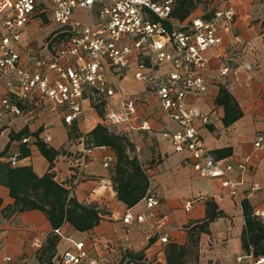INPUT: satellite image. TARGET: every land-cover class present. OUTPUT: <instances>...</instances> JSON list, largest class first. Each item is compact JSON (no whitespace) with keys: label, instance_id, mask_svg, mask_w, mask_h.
<instances>
[{"label":"crops","instance_id":"crops-1","mask_svg":"<svg viewBox=\"0 0 264 264\" xmlns=\"http://www.w3.org/2000/svg\"><path fill=\"white\" fill-rule=\"evenodd\" d=\"M224 5H232L236 14L232 22L220 24L221 42L207 51V91L190 92L186 101L188 108L201 114L195 117V126L203 145L216 158L247 160L245 172H232L235 179L242 180L240 195L231 196L221 177L200 175L188 154L174 149L171 136L177 126L161 110L158 98L134 78L132 69L120 81L124 96L141 99L129 122L108 125L106 111L119 109L120 95L107 102L92 91L85 95L81 118L73 123L75 131H71L73 124L67 125L47 104L23 103L25 110H33L29 118L0 119V264H65L64 252L78 254L80 242L84 243L80 264H87L90 257L98 258L99 264H171L169 254L178 264H246L248 258L238 262L237 257H264V252L255 255L251 245L249 250L244 245L242 208V201L247 200L264 222V144L254 145L259 135L264 136V0H215L202 8ZM26 32L34 41L42 42V15L33 18ZM228 57L232 58L228 74L220 76ZM244 62L253 68L242 67ZM222 86L231 98H225L229 111L220 98ZM7 95V84L0 81V107ZM99 102H104L103 116L94 106ZM202 116H208V121ZM144 122L149 129L142 128ZM98 123L129 139L127 157L137 162L139 173L146 178L145 195L131 205L118 193L115 176L120 160L116 150L110 145L89 146L88 134ZM46 129L52 136L50 141L43 137ZM88 147L92 148L91 155H86ZM109 154L114 159L106 167L104 158ZM14 155L16 167L7 162ZM122 166L126 178L127 166ZM10 168L33 172L34 181L23 183L27 190L17 194L32 195L38 189L42 201L37 200L44 208L27 206V201L20 202L12 193ZM47 174L53 183L37 184L35 179ZM256 182L263 188L253 191ZM127 183L128 191L139 193L134 183ZM58 186L68 192L63 210L61 203L52 207L42 197L45 189ZM147 194L160 200L155 217L147 213ZM189 201L192 207L187 210ZM127 212L144 213L146 218L126 224L123 218ZM210 214L217 215L207 222ZM198 225L203 230L195 245L189 233ZM163 235H168V241L161 240ZM34 238L41 239L42 245H32ZM184 248L186 254L182 256Z\"/></svg>","mask_w":264,"mask_h":264},{"label":"built area","instance_id":"built-area-1","mask_svg":"<svg viewBox=\"0 0 264 264\" xmlns=\"http://www.w3.org/2000/svg\"><path fill=\"white\" fill-rule=\"evenodd\" d=\"M176 5L177 0H0V81L9 89L1 100L0 119L29 118L33 110H25L23 103H37L47 104L71 125L81 118L85 95L92 91L107 102L120 95L119 109L106 111L108 125L129 122L141 99L124 96L120 81L133 69L134 78L158 98L161 110L177 126L171 136L174 149L186 152L200 175L221 177L228 193L238 197L242 180L235 179L232 172H245L247 160L216 158L203 145L195 126V117L201 114L188 108L186 101L190 92L207 91V51L221 42L220 24L232 22L235 9L224 5L180 18L175 14ZM37 14L42 15L41 43L26 32ZM231 61L228 57L220 76L228 74ZM241 66L253 68L247 62ZM202 120L207 122L208 116ZM142 128L149 129L148 123ZM43 137L52 139L47 129ZM263 144L264 136L259 135L254 145ZM91 154L88 147L86 155ZM113 159L106 155L104 166L109 167ZM7 162L18 165L16 155ZM262 188L258 182L252 185L253 191ZM144 201L148 215L155 217L159 198L147 194ZM191 207L192 201L187 202L186 209ZM145 218L144 213L127 212L123 221L133 224ZM168 239V235L161 237L163 242ZM32 245L39 247L42 240L34 238ZM77 246L78 254L64 252L65 264H80L84 243ZM245 258L246 264L264 263V257L254 259L252 254L239 255L237 260ZM87 264H99V259L90 257Z\"/></svg>","mask_w":264,"mask_h":264},{"label":"trees","instance_id":"trees-1","mask_svg":"<svg viewBox=\"0 0 264 264\" xmlns=\"http://www.w3.org/2000/svg\"><path fill=\"white\" fill-rule=\"evenodd\" d=\"M194 0H178L175 14L179 16L180 18H185L192 9L196 6ZM221 95L220 98L222 100H225V107L226 111H229V102L227 103V100L225 98H228L231 100L230 95L226 87H221ZM220 99V102H221ZM94 106L98 110V113L100 116L104 115V102L94 103ZM241 112L239 111L238 115H240ZM236 115L235 117H238ZM71 131H75L76 125L73 124ZM89 140V146H97V145H110L112 148H114L119 155V168H118V174L115 176V182L118 188L119 196L131 205L135 202H137L141 197L145 195L146 192V178L144 174L139 173L140 169L138 167V164L135 160H129L126 153V148L129 146L130 141L127 137L121 134H117L113 131H111L106 125L104 124H98L89 134H88ZM123 164L127 166V177L124 178V175L122 173V170L120 168H123ZM129 166V169H128ZM136 170V172H135ZM20 171V172H19ZM9 169V175H10V181L9 186L11 188L12 193L18 199L20 198V202L27 201V203H24L25 205H31V206H39L44 208V205H40L38 203L37 199H40V196L38 195V189L34 190V192L31 194H24L23 196L21 194H17L21 192V189L27 190V186L23 183H26L29 181V179L34 181V174L29 168H22V169ZM21 173V174H20ZM18 176V177H17ZM37 180V184H44L45 182H52L51 176L49 174L45 175L44 178L35 179ZM132 182L137 186V190H139V193H136L134 190L128 191V183L126 182ZM53 183V182H52ZM143 183V184H142ZM37 184H34V186H38ZM142 184V185H140ZM23 187V188H22ZM25 187V188H24ZM59 188V189H58ZM58 188H47L44 191V195H42L43 198H47V201L50 202L51 206L53 207L55 203H61L60 210H63V205H65L66 198L68 195V192H66L65 189L58 186ZM135 188V187H133ZM124 190V191H123ZM35 197V198H34ZM41 200V199H40ZM42 201V200H41ZM18 200V203H20ZM56 208V207H55ZM242 208H243V214L245 218L246 223V231L244 233V245L249 250L250 245L253 247L254 254L259 255L264 252V222L262 219H260L258 216L255 215L253 208L249 204L247 200L242 201ZM51 210V209H50ZM49 211V210H48ZM217 214H210L208 217L207 222L211 221L216 217ZM203 230L201 226H195L191 229L189 235L192 237V242L196 245L198 241V236L200 231ZM191 239V238H190ZM173 250V249H171ZM186 254V249L184 248L183 251H181V255ZM168 260L171 264H178V261H174L173 256L168 255Z\"/></svg>","mask_w":264,"mask_h":264},{"label":"rangeland","instance_id":"rangeland-1","mask_svg":"<svg viewBox=\"0 0 264 264\" xmlns=\"http://www.w3.org/2000/svg\"><path fill=\"white\" fill-rule=\"evenodd\" d=\"M195 1V7L192 9V11L188 14L190 15L191 13H193V15H201L203 13V8L202 5L205 7H207L208 4L214 2L215 0H194ZM209 2V3H208ZM178 3V0H177ZM208 3V4H207ZM177 6V5H176ZM45 22H48V20H46ZM45 25V24H44ZM95 102H97V99L94 100ZM87 113V112H86ZM99 124V123H98ZM97 124V125H98ZM96 127V126H95ZM94 129V128H93Z\"/></svg>","mask_w":264,"mask_h":264}]
</instances>
